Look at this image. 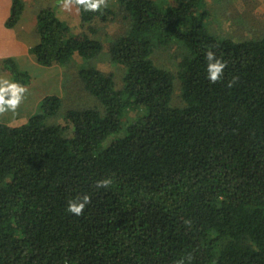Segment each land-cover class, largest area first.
<instances>
[{
	"label": "trees",
	"instance_id": "16d2710c",
	"mask_svg": "<svg viewBox=\"0 0 264 264\" xmlns=\"http://www.w3.org/2000/svg\"><path fill=\"white\" fill-rule=\"evenodd\" d=\"M110 2L77 7L78 32L53 6L35 12L29 54L44 67L78 56L95 103L48 95L24 123L0 122V264H264V31L217 34L206 0ZM25 7L11 0L5 27ZM115 9L123 32L105 54L120 75L90 64ZM172 47L174 69L155 59ZM208 50L227 62L216 84ZM0 72L31 81L13 57Z\"/></svg>",
	"mask_w": 264,
	"mask_h": 264
},
{
	"label": "rangeland",
	"instance_id": "374dc122",
	"mask_svg": "<svg viewBox=\"0 0 264 264\" xmlns=\"http://www.w3.org/2000/svg\"><path fill=\"white\" fill-rule=\"evenodd\" d=\"M110 1L115 7L117 6V0H108V3ZM23 2L26 7L20 18L21 24L19 35L28 47L37 42L33 37L35 12L45 5L56 8L57 16L64 21H68L67 23L72 26L75 32L80 30L78 16L73 15L71 11L63 10L60 7V0H23ZM206 6L209 8L213 18V23L211 25L212 31L221 36L239 39L241 37H250L252 35L257 36L264 31V0H206ZM115 11L118 15L115 17L114 21L106 25L104 30L102 29L103 33L106 32L107 35L103 34L101 31L99 36L104 45V53L91 60L90 64L105 72H115L117 75H120L118 67L109 63L107 54H105L108 50L109 38L123 32V22L121 15L119 14L120 11L118 9H115ZM172 48L175 49V47ZM175 52L176 49L168 50L167 52H157L155 55L156 62L163 66L170 67V65H174L176 61L173 55ZM29 57L33 56L29 54ZM16 63L31 76L29 84H22L28 89V92L21 105L28 103L27 106H31V108H35L36 110L40 100L48 95L59 96L63 100L64 109L72 107L78 102L84 106L90 104L94 105V99L90 96H86L82 84L77 77L76 70L79 65L84 63L78 56L74 58L72 64L70 63L66 65V67L55 65L56 67L51 68V70L42 67H34L33 72L36 75L31 72L30 68L28 70L25 69L19 60H17ZM171 69H174V67L172 66ZM49 70L52 74L54 72L57 74L61 73V85L59 90H57L58 84L55 89H50L48 87H46V89L43 88V83L46 79L55 76L46 75ZM8 78L7 79L10 81L17 82L11 75ZM39 97H41L40 100ZM132 116L133 113L130 112L129 118ZM0 120H3V115H0Z\"/></svg>",
	"mask_w": 264,
	"mask_h": 264
},
{
	"label": "clouds",
	"instance_id": "9594fccd",
	"mask_svg": "<svg viewBox=\"0 0 264 264\" xmlns=\"http://www.w3.org/2000/svg\"><path fill=\"white\" fill-rule=\"evenodd\" d=\"M76 6L82 8L88 12H99L102 8L108 6V0H60V7L65 11H71ZM206 60V78L210 84H216L220 82L224 76L227 62L218 58L216 53L212 50H208L205 53ZM235 79L230 81L228 86L232 87L235 83ZM28 89L14 81H10L6 78H0V115L7 112L15 113L23 102ZM112 184L111 179H101L96 182V188H108ZM91 203V199L88 195L76 197L69 200L67 211L74 216H82L85 208ZM189 254L185 259L191 260ZM178 264H185L184 259L178 261Z\"/></svg>",
	"mask_w": 264,
	"mask_h": 264
},
{
	"label": "crops",
	"instance_id": "0c3cea01",
	"mask_svg": "<svg viewBox=\"0 0 264 264\" xmlns=\"http://www.w3.org/2000/svg\"><path fill=\"white\" fill-rule=\"evenodd\" d=\"M10 8H11V0H0V59L5 57H13L15 60H19L21 65L25 67V69H31V72L36 75L33 72V68H55L56 66H50V67H44L39 64H37L33 57H29V47L28 45L23 41V39L19 35L20 31V24L21 21L17 23V25L14 28H7L5 27V21L8 18L10 14ZM71 13L73 15H77L79 19V10L76 6H74L71 9ZM68 22V21H66ZM46 75H55L54 77H48L46 81L43 83L44 87L55 89L56 85L58 84L57 90L60 89V82H61V73L54 72L53 74L50 72ZM1 78H8L10 75L7 72H0ZM54 78V79H52ZM9 79V78H8ZM44 89V90H45ZM46 94V93H43ZM41 97H39L40 100ZM27 104H22L19 106V108L16 110L15 113L13 112H7L3 114V120H0V122L6 123L8 125L17 126L22 123H24L29 115L35 111V108H31V106H27Z\"/></svg>",
	"mask_w": 264,
	"mask_h": 264
}]
</instances>
